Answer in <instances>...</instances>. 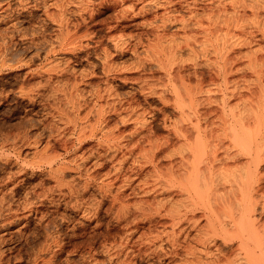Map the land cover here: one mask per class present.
Returning a JSON list of instances; mask_svg holds the SVG:
<instances>
[{"label":"rangeland","instance_id":"obj_1","mask_svg":"<svg viewBox=\"0 0 264 264\" xmlns=\"http://www.w3.org/2000/svg\"><path fill=\"white\" fill-rule=\"evenodd\" d=\"M65 1L66 0H27L26 2L20 5V3H18L17 0H0V7H1L0 16H2L0 19V30H1L0 34H4L6 37L5 40L6 43L4 45H2L3 43L0 40V47L2 45L1 48L2 50H5L6 48L7 57H5V59L7 58L8 60L12 58V61L14 60L13 62L8 61L9 63L6 61L7 62L6 66L7 65L10 66L8 67L4 66L3 68L0 69V146H1L0 149H2L0 150V179H4L11 172L12 174L17 172L18 165L22 163L24 164H22L21 166H23L22 168L25 170L24 171L25 173L23 172L19 176L17 175V178L15 176V180L13 181L14 184L10 183L6 187L0 186V190L2 191H6L7 189L14 187L13 194L11 195L9 194V199L11 201L13 200L12 208L13 210L15 209L13 215L14 218H12L11 216H9L8 218V220H10L11 222L13 221L12 224L8 226L6 229L0 230L1 234L3 232L5 233L7 232L6 233L7 235L2 234L4 235L5 241L4 243H2V245L0 244V253H2L3 256L2 257L3 264H31V263L43 264V262H47V264L48 262H50L51 264H88V263L89 264H185V263L188 264L189 260H191L189 261L190 264H217V255H218L217 245H220V242L217 239V224L219 221V212L217 213V208L219 207L218 206L219 199H217L219 198V196L217 197V166H215L211 172L208 170L205 171L207 187L208 189L210 188L209 192L207 191V194H204L200 199H199L200 196H195V195L194 197L192 195H190V197L188 196L187 200L181 199L185 201V203H183V207L186 204L189 205V208L188 207L187 208L190 211H188L189 213H187L188 215L187 220L181 222L180 223L181 225L180 224H177L176 226L173 225L174 227L172 226L173 227L172 229V227H170L171 225L170 215L168 214V212L166 213V211L163 210V208H160L159 206H155V204H153L155 203V199L154 198L152 199L151 195L150 197H145L139 193L137 195H135L136 193L134 194V192H137L138 190V187L136 185H138L139 181H137V179L133 180L132 181L133 186L132 185L130 186L124 181L127 180L126 178H128V176L133 179L135 173H139L141 174V176H143L146 173L143 171L140 172L138 170L139 167L136 165L135 168L133 167L131 162L134 159H131L130 162L129 160L130 158H128V162L130 163L127 162V164H125L124 168L125 167L126 168L121 171L123 175L121 174V172L116 171L118 169L117 168L118 161L116 160L119 159L120 157L119 155H121L120 153L119 154L117 153V156H115L116 158L114 157L113 159L110 158L108 159L111 161L105 159L104 160L99 159L95 163L93 161L87 162L85 165L86 167L84 166L85 169L81 168L84 169V172L83 170L80 169V171L83 172L80 175H78L79 173L78 170L75 169V166L70 165L71 169L73 168L75 169V171L73 169L72 170L70 169L69 171L68 169L67 171L69 172L66 171L67 173H65L66 176L65 179L66 181H70L71 179L74 185H76L75 188L78 191V193H76L78 197L77 199L75 194L72 196L67 194L65 192L66 188L59 187L60 189L59 190L58 187L54 186L56 184L54 183L53 178H51L49 175L50 168L48 165H46L43 158L42 160L44 163H42V160H40L41 155L38 154L42 153L43 146L45 142L48 140L47 134L49 135L48 133L49 131H47L46 128L50 124L54 125L55 122L50 115V109H49L51 103L53 102L52 101L53 99L51 100L52 97H50L52 95L51 88L53 89L55 87H62V85L65 86V84L68 85L69 87H71L70 85L72 84H76L78 89L80 87L79 93L81 95L83 94L81 97L83 96L85 97V98L83 97V100L87 101L86 106L90 103L88 108H92L94 106L93 104L94 99L92 94L96 90L102 91L106 88H110L113 91L114 94L111 93L112 94V96L110 97L111 99L105 97L106 98L105 100H107L106 102H108V104H105V100H104L101 102L102 105L99 102V105L96 104L94 106V109H98L100 106L104 105L103 109L105 110L106 113L105 114L106 119L104 125L106 127L105 129H107L110 126L108 129L111 128V130H113V132L119 135L120 137L122 135L121 137L122 142L123 140L125 141L127 139L129 140L127 134L129 135L131 131L132 132L134 131L133 117L135 119L136 117L135 115H138L140 112L141 114H143L142 117L145 119L147 123V126L145 125L146 130L151 128L152 130L151 129L149 130L152 131L155 135L158 134L157 137H164L166 134H168L167 128H165L164 124L168 125L170 122L174 120H178L179 118V111L176 108L177 102L175 100V96L172 91L173 87L177 88L180 86L179 88H177L179 90L181 86H182L181 90H183V86L186 87L192 92L191 93L192 96L193 97L195 96L198 100L196 101L195 105L198 104L197 108L198 110H200L199 112L201 113L198 112L199 113L198 114L192 112L191 115L190 112L192 108L189 109L190 111L188 110L189 107L185 108V110L186 109L187 110L186 111L184 110L185 111L184 119L188 121H194L193 118L198 117L200 118V122H202L201 118H203L205 120H203V122L201 123L202 127H206L209 129H215V130L216 128L218 129L219 120H217V113H219L218 111H220L219 110L220 108L217 107H219L220 105V99L223 92H229V93L231 92L234 94L232 97L229 98V100H227L228 106L230 107L238 106V108L241 109L255 108L257 106V101L259 99L261 100L264 99L263 97L264 96V91H263L264 39L259 36L260 35L259 33L255 34L256 31L253 27L257 26L254 25L257 24L256 20L260 22L264 21V15H262L261 13V15H259V17L256 20L252 19L251 17L247 19L246 18L240 19L238 21L239 25L233 19H231V21L233 20L232 23L229 22L231 23V25L229 24V26L231 27V28L229 27V29H231L229 33L233 36V39H236V37L240 39L244 38V34H242L241 31V26L246 25L245 29L247 31L248 30L253 32L255 31L254 37L256 38L253 37L251 39L256 40L258 38L259 40L258 39L256 41L253 40L254 41L253 43V41L250 39L252 43L249 41L248 46L244 47L245 45L243 46L239 45L240 47L237 46L236 48L235 46L233 48V50L236 48L233 51L236 60L238 57L240 58V59L238 58L239 60L237 61L239 64L237 62H235L237 64L234 63L235 65H237L236 66L237 68L239 67L240 71H238L239 70L238 69L237 70L238 73L236 72L237 74L236 73L231 74L233 76L230 75L231 77H229L228 80L225 82L222 79H217V62L215 63V61L213 60L214 58L212 54L208 55V57L200 55L199 52L205 50V48L202 47L203 46L201 42L202 39L201 41H199L200 38H197L198 41L194 43L193 41H189V43L190 42L193 43L194 52L198 56L194 54L195 57H193L194 55L191 56V54H189L193 58L192 59L188 55L187 51H183L180 53V55L177 57L178 59L173 64L171 63L169 67L167 66L166 68H161V70H159L158 65L154 62L155 60H153V58L151 57L150 50H148V48L146 47L148 46L149 43L154 42L153 40L156 34L166 35L164 40L167 41H164L165 44L166 45L171 44L174 46L175 44H179V43L183 45L184 44V43L182 44L183 38L190 37V33L183 34L182 32H179L177 30L178 23L176 22L174 24L173 22H171L172 23L171 25L170 23L167 22L168 26L166 24L167 27L165 26L166 30L164 31H161L162 28L160 27H158L159 29L157 28L158 29L157 30L155 26L157 24L158 26L161 25V24L159 25L160 18H158L157 16L161 17L164 14L163 13L164 7L153 8V10L151 9V11L149 12L147 11L146 13H142L141 16V14H137L136 12L137 11L136 8H138L141 4L140 2L134 3V5L136 4L135 5L136 8L133 5L134 9L133 8L131 9L133 14L130 15L131 10L129 9L130 7L129 4L132 5L133 1L126 0L123 3V8L126 9L129 6L127 8L128 12H125L124 14H118V12L116 13V11L119 10L120 7L122 8V5L109 6V4H112L110 2L111 0L110 1L91 0L94 8L92 12L90 11V16L89 14L86 13H84L81 16V18L83 17L86 21H84V19H81L79 17V11L78 12L76 11L78 15L76 14L75 5L68 4L69 6L67 5L68 11L66 15L67 16L66 18H68L67 21L70 24V25L68 24V28L74 29V27L77 25L76 27L78 29L77 35L79 34L78 36L80 37V39L78 41L79 43L76 42L72 46L66 45L63 48H60L58 46L60 43L59 42L60 40L58 38L59 26L57 23H55L46 16L47 13L48 14L55 13L57 4L60 2L65 3ZM191 1L193 0H189V2ZM194 1H195L194 4L191 2V4L194 7V8L192 7L191 10L198 9V7L199 8L201 7L200 9L202 11H207L205 10V8H207L208 5H210V3L208 4L209 1L207 0H194ZM8 2L10 3V8L9 7L5 8ZM170 2L171 3L168 7L169 10L171 6H172L171 10L175 6V10L178 12L177 14V12L173 9L172 11L174 12L171 11L172 14L171 16H174L173 13H176L174 17H176L177 15V19H179L178 17L180 16H182L180 18L184 17L185 19H187L185 16L190 15L188 12L190 11L189 7H191L192 5L187 0L185 1L181 0V2L180 0H170ZM184 2L186 3L188 2L187 4H189V7ZM180 3L183 5V7ZM185 4L187 5L186 7H188L189 9L185 7ZM194 5L196 6V8ZM1 9L4 10L1 11ZM186 9L189 11L187 12ZM200 9H198V12H202ZM133 10H135L137 15ZM207 12H202L201 14H199V16L202 17L201 15L204 13H206L205 15H207ZM126 13H128L132 17L128 16V14ZM117 15L119 17L120 15L121 16L125 15L126 17L123 18L122 16V18L121 17L119 18L116 17ZM206 18L204 19L205 22H206ZM200 19L203 20V18ZM157 20H159V22ZM230 34L228 36H230ZM109 35L110 36L114 35L115 37L117 35L118 36L120 35V37L123 39V44H122L123 46L120 47L121 46L120 45L118 48H114V45L112 44L113 42L109 40L110 38ZM256 35H258L260 38ZM228 36L227 38H229ZM124 39L127 41H124ZM200 42L202 45H200ZM133 48H135L134 51ZM106 55L108 57L107 62L109 63L111 61L109 65L110 66L112 65L111 70L112 71L114 70L113 72L111 70L107 72L105 70L106 73L103 72L104 69L101 65H103L102 63L103 61H105L103 59H105ZM146 56L148 60L147 58H145ZM51 64L55 66L56 70L55 72L54 71L52 72L54 75L52 74L53 79L50 82V81H46L48 75L45 70L49 66H51ZM70 69L72 70V72ZM115 69L116 70L118 69L119 72H117L118 70L115 71ZM175 73L180 74V76L179 75L176 76ZM176 77L181 79V83L179 82L180 80L179 79L177 80ZM182 82L185 83L186 86ZM198 83L200 84L198 85ZM40 84L42 85V87ZM149 84L150 85L152 84L153 87H150ZM147 85L148 87H146ZM28 87L30 88V90H32L31 92L28 91L29 90ZM155 92L158 95V98ZM150 94L152 95L150 96ZM161 96H164L166 99ZM182 96L185 97L184 94H182ZM126 103L127 104L131 103L132 106L135 103V105L133 106L134 111L136 109V111L134 112L135 114L131 111V115L130 113L129 115L127 114L129 117H126L127 109L125 110L126 113L123 111L127 105ZM187 103L188 102L186 101V104ZM136 104H139L140 106ZM116 108L117 109L119 108L118 111ZM192 111H194V109H192ZM136 112L139 113L136 114ZM47 114H49L50 117ZM176 116L178 117L176 118ZM191 116H193L192 119ZM122 118H124V120L125 119L127 120L126 123H123L124 125L121 124L120 122ZM148 124L151 125V127ZM25 133H27L28 135L27 137L30 138L31 140L29 139V142H27L28 141L27 138L25 139L26 142H24L25 140L22 141V143L19 142L22 145L18 144V142L15 141V144L17 143L15 147L13 146L12 148H10L12 146L10 144L12 143L11 142L12 140L9 138L11 137L13 138L14 136L17 137V135L21 136L24 135ZM7 138L10 140V142L8 143L6 141ZM15 138H13V140ZM34 139L39 143L36 144L35 143L36 141ZM96 139L97 138L93 137L87 139L81 145L76 144L75 147H77L76 148L77 154L78 153L80 154L82 152L85 153L101 152L102 154L103 150L100 147L98 148L97 146L98 139L97 140ZM16 146H18V148H16ZM59 146H60L59 144L55 143L56 148L54 147V149L52 148L51 150L54 151V154L63 155L64 152L61 149V146L60 147ZM14 148L17 151L13 150ZM70 156L71 155L68 156L66 155V159H68L67 157L70 158ZM4 158L5 160L8 158L6 162ZM36 162H39L41 164H37ZM99 162L101 163V165H99L100 164ZM163 163L165 164L166 161H163ZM96 164H98L99 166ZM129 164L132 165V167H130ZM114 168H116V170ZM128 168H130V170ZM147 169L149 170V168L145 166L144 170ZM85 170H87L88 172L85 173L86 172ZM124 171L125 174L123 173ZM108 172L110 174H112V172H114L113 174H115V172L116 173L118 172V174L115 175L112 174L110 179V174L109 175L107 174ZM88 173H91L92 175L89 176L90 174ZM86 174L91 178L87 177ZM106 174L108 175V178L110 180H113V177L116 175L118 177L116 176L117 178L116 177L115 178L118 179L119 174L121 175L118 180H115L113 188H115L114 186L118 187V185L119 186L123 185L122 193L124 192L123 194L126 197V198L123 197L125 200V205L123 204L124 205L123 210H122V206H120L121 207L120 208L117 202L113 204L111 199L112 198L111 193L109 192L105 193V191L99 188V185L101 187V182H102L100 181V178L102 177L101 180L105 179L103 178V175L104 177H106L107 176ZM121 177L124 179H122ZM72 179H74L75 181ZM109 179H107L106 177L105 181L103 180V182H106V180L108 181ZM12 184L13 185L16 184L15 185L16 187L13 186ZM83 184L84 185L86 184L85 185L86 187H84ZM77 185H79L80 187ZM64 189L65 191L61 192V190ZM26 193H28L27 198L30 201V202L28 201V204L31 205L32 202V205L27 206V208L29 207L28 209L26 208L22 210L20 204L22 203L21 200L25 199ZM107 194L110 196H108ZM125 194L126 195L128 194L127 195L128 197ZM70 196L72 198L74 196L75 197L72 199ZM153 197H156V194ZM162 197L164 196L162 195L161 198ZM142 198L144 199L146 198V200L149 202L150 200H154L153 202L151 201L152 205L150 208H147L145 205H142L143 203L141 202L145 201ZM158 199H160L159 195H157L156 201H158ZM178 199L180 200V198ZM134 201L136 203L141 201L140 202L141 204L139 203L138 205L142 206V208H139L140 206H137L136 203L133 204ZM192 202L193 203L195 202L194 204L196 205L192 206L194 205ZM122 203H124V201ZM130 204L131 205L133 204V207L130 206ZM117 205L120 210L118 209ZM135 206L138 207L137 211H136L137 207ZM143 206L145 207L143 208ZM131 207L134 208L135 211H133L134 209H132ZM183 207L180 206L178 208L179 209L181 208L183 211L184 209ZM155 209H157V211L161 209V211L157 212L155 211ZM117 211L118 212L120 211L119 212V214H121L120 217L117 216L119 215ZM133 212L135 213L133 214ZM125 213L131 218H129ZM19 218L20 221H18ZM130 220L131 221L133 220V222L135 220L134 224ZM262 220L264 221V218ZM207 221L211 223L210 226L215 230V232L213 231V229L211 230L210 226L206 225ZM163 223L166 225H164ZM168 224L170 225L168 226ZM155 232L157 233L155 234ZM169 233L171 234L169 235ZM1 234L0 236H2ZM175 234L178 235L176 236ZM154 235L157 236L155 237ZM151 236H153V238ZM168 236H172V237L170 238ZM51 238L53 241L51 240ZM175 238H177L176 241ZM204 239H206L207 241L206 249H205L206 251L201 247ZM118 241L120 243H118ZM46 243H48L49 246L48 244L46 245ZM119 244L120 247H118ZM40 247L43 248V251L42 249H40ZM194 249H197L198 251L197 250L194 251ZM200 249H202L203 252H201ZM204 252L205 254H203ZM37 256L38 258L37 260H35ZM193 258L195 259L197 258V259L195 260Z\"/></svg>","mask_w":264,"mask_h":264},{"label":"bare ground","instance_id":"obj_2","mask_svg":"<svg viewBox=\"0 0 264 264\" xmlns=\"http://www.w3.org/2000/svg\"><path fill=\"white\" fill-rule=\"evenodd\" d=\"M17 1L21 5L22 3L26 2L27 0H17ZM109 1H108V3H109ZM125 1L126 0H111L110 2L112 4H109V6H111V5L121 6L122 5V8L120 7V9L116 11V13L118 12V14H124L125 12H128L127 8L129 6H130L129 9L131 10L133 8V5H134L135 2L136 3L140 2L141 3L140 6L137 4L139 6L138 8L135 7L136 4L134 5V7L137 9V11H136L137 14H141V16H142V13H146L147 11L149 12V11H151V9L153 10V8H161V7L163 8L164 7L163 8L164 9L163 10L164 14L162 13L163 15L161 17L157 16L158 18H160V22H159V20H157V21L159 22V25L160 24L161 25L160 26H158V24L156 26L154 25L156 27V29L158 27H160V28H162L161 31H164V30H166L165 28L168 26L167 22L170 23V25L172 24L171 22H173V24L176 22V23H178L177 30L179 32H182L183 34L190 33V37H184L183 38V42H182V44L184 43L183 45H181V43H179V44H175L174 46L171 45V44L170 45H166L165 44L164 41H167V40H164L166 35L156 34V36H155V38L153 40L154 42L153 43H149L148 46H146V47L148 48V50H150L151 57L153 58V60H155L154 62L158 65L159 70H161V68H166L167 66L169 67V65L171 63L173 64L178 59L177 57L180 55V53L183 52V51H187L188 55L191 54V56H193L195 54L193 43L198 41L197 38H200L199 41H201V39H202V41H201L202 44H203L202 47L205 48L204 51L199 52L200 55L208 57V55L212 54V56L214 58L213 60L215 61V63L217 62V79H222V80H224L226 82L229 77L233 76L231 74H234L236 72L238 73V71H240L239 67L237 68L236 67L237 65H235V64L238 63L237 61L240 58L238 57L239 59L237 58V60H236V57L234 56V52H233L237 48V46H239V45L240 46L245 45L244 47L248 46L249 41L251 42V40H252L251 38L254 37V32L255 31H256L255 34L259 33L260 34L259 36L264 39V21L260 22V21L256 20L259 17V15H261V13H262V15H264V0H207V1H209L208 4L210 3V5H208L207 8H205V7L204 8L208 12L207 11H202L200 9L201 7L200 8L198 7V9H200L202 12H207V15H205L206 13H204V14L201 15L202 17L199 16V14H201L202 12H198V9H192L191 10V8L193 7L191 2L194 4L195 1L193 0V1L189 2V0H187L192 5L191 7H189V4H187L188 2L187 3L184 2L190 8V11L186 9L187 12L189 11L188 13L190 14V15H188V13H187L189 18H188V16H185L187 19H185L184 17L180 18L182 16L178 17L179 19H177V15H176V17H174L176 13H173L174 16H171L172 15L171 11L173 9L175 10V6L173 7L172 10H171L172 6H171L170 10H169L168 7H169L170 3L172 2V1L170 2V0H168V1H166V0H160V1H157V0H155V1H153V0H146V1L145 0H130V1H133L132 5L129 4V6L127 5L128 7L126 9H124L123 8V3ZM100 2H102V1H100ZM180 2H181V0H180ZM68 4L75 5V7H76L75 12L79 11V17L80 18H81V16L84 13L89 14V16H90V11L92 12L93 8H94L91 0H66L65 3L64 2H60V3L57 4V8H56L55 13H52V14H48L47 13L46 17H48L49 19H51L52 21L57 23L58 26H59L58 38L60 40L59 41L60 43H59L58 46L60 48H63L66 45L67 46L68 45L72 46L73 44L78 42L79 39H80V37L78 36L79 34L77 35V31H78V29L76 28L77 25L74 27V29H72V28L69 29L68 28V24H69L68 21H67L68 18H66L67 17L66 16L67 15V11H68L67 10V5ZM186 4H185V7L187 6ZM201 4H203V3H201ZM94 5H96V4H94ZM205 5H206V3H205ZM46 6H48V5H46ZM3 7H5V6H3ZM7 7L10 8V3L9 2L6 4L5 8H7ZM182 7H183V5H182ZM188 7H186V8H188ZM195 8H196V6H195ZM3 10L4 9H1V11H3ZM45 10H46V8H45ZM135 10H133V11L135 12ZM46 12H48V11H46ZM77 12H76V14L78 15ZM136 12H135V14H136ZM172 12H174V11H172ZM126 14H128V13H126ZM132 14H133V12L131 10V14L130 15H132ZM135 14H134V16H135ZM177 14H178V12H177ZM68 15H69V12H68ZM130 15L128 14V16H130ZM122 16L120 15L121 18H122ZM203 16H206L207 18L203 17ZM1 17L2 16H0V19H1ZM116 17H119V16L117 15ZM124 17H126V16L124 15L123 18ZM130 17H132V16H130ZM250 17L252 19L256 20L257 24H254V25H257V26L253 27L255 29V31L254 32L253 31H249V30L247 31L245 29L246 25H242L241 26V31H242V34H244V38L240 39V38L236 37V39H233V36L229 33L230 30H231V29H229V27H230L229 24L231 25L232 21L234 20L239 25L238 21L240 19H243V18L247 19V18H250ZM200 18H203V20L206 18V22L204 20V22H205L204 23L203 20L200 19ZM81 19H84V18L82 17ZM231 19H233V20L231 21ZM84 21H86V20L84 19ZM229 22H231V23H229ZM166 24H167V26H166ZM11 25H12V23H11ZM73 25H74V23H73ZM229 34H230V36H228ZM12 35H14V34H12ZM114 35L113 36L109 35L110 38L108 37L109 40L113 42L112 44L114 45V48H118L120 45H121L120 47H122L123 46L122 45L123 44V39L120 37V35L119 36L117 35L116 37ZM227 36L229 38H227ZM256 36H258V35H256ZM254 38H256V37H254ZM7 39H9V38H7ZM0 40L3 43L2 45H4L6 43L5 42L6 37H5L4 34H0ZM253 40L256 41L255 39H253ZM124 41H127V40L124 39ZM189 41H193V43L192 42L189 43ZM254 41H253V43H254ZM260 41H262V40H260ZM201 42H200V45H202ZM13 43H14V40H13ZM163 44H165V45H163ZM2 45L0 47V69L3 68L4 66H6V63L8 61H10V62L14 61V60L12 61V58L8 59V60H7V58L5 59V57H7L6 56L7 55V51H6V48H5V50L1 49ZM182 46H184V47H182ZM235 46H236V48L233 50V48ZM86 47H88V46H86ZM51 48H52V46H51ZM208 48H210V49H208ZM134 49L135 48H133V51H134ZM71 50H73V49H71ZM195 55H197V54H195ZM195 55L193 57H195ZM235 55H236V53H235ZM145 58H147V56ZM107 59H108V57L106 55L105 59H103L105 61L102 60L103 61V63H102L103 65H101V66L104 69L103 72H105V70H106V72L111 70V67H112V65L111 66L109 65L111 61L108 63ZM147 60H148V58H147ZM214 61H212V62H214ZM181 62H182V60H181ZM235 62H237V63H235ZM194 64H195V61H194ZM8 66H10V65H7L6 67H8ZM52 66L53 65L51 64V66H49L45 70L47 72V75H48L46 81H50L51 82V80L53 79L52 78V74H53L52 72L53 71L55 72L56 69H55V66H53V67ZM11 67H13V66H11ZM117 70L115 69V71H117ZM71 72H72V70H71ZM117 72H119V70ZM60 75H61V73H60ZM175 75L176 76L177 75L180 76V74H176V73H175ZM76 77H75V79H76ZM178 79L179 78H177V80ZM179 80H180L179 82L181 83V79H179ZM199 81H201V80H199ZM183 84L186 86L185 83H183ZM199 84L200 83H198V85ZM151 85H150V87H153V85L152 86ZM67 86L68 85L65 84V86L62 85V87H55L53 89L51 88L52 95L50 97H52L51 100L53 99L52 100L53 102L52 103L50 102L51 106H50L49 109H50V115H51L52 119H54L55 122H54V125L53 124L51 125L50 122H49L50 125L48 127L46 126L47 127L46 128L47 131H49L48 132L49 135L47 134L48 140L45 142V144L43 146L42 153L38 154V155H41V158L37 155L40 158V160H42V158H43V160L46 163V165L49 166V168H50L49 175H50L51 178H53L54 183L56 184L54 186L58 187V189H59V187L66 188V191L64 189V190H61V192L65 191L67 194H69L71 196L74 195V194L76 195V193H78L77 189L75 188L76 185H74V183H73V181H71V179H70V181H66V179H65V177H66L65 173L70 171L71 166H75V169L78 170V173H79L78 175H80L81 173L84 172V169H85L84 166L86 165L87 162L93 161L95 163L99 159H103V160L104 159L108 160L109 158L113 159L115 156H117V153L118 154L120 153L121 154V155H119L120 157L118 156L119 159H117V160L115 159L116 161H118V166L115 165V166H117L118 169L117 170H116V168H114V169L116 171L121 172L123 169L126 168V167L124 168V166H125V164H127L128 158H130L129 159L130 162H131V159H134L131 162L133 167L135 168V165H136V166L139 167V168L138 167L137 168H138V170L140 172L143 171V172H146V173L143 176H141V174H139V173H135L133 179L128 176V178H126L127 180H124V181L127 184H129L130 186L131 185L133 186L132 181L137 179V181H139L138 185H136L138 187V190H137V192H134V194L136 193L135 195H137L139 193V194H141V195H143L145 197H150V195H151V198L155 199V203H153V204H155V206H159L160 208H163V210H165L166 213L168 212V214L170 215V220L171 221L170 220L169 221H170L171 225L168 224V226L170 225V227H172L173 225L176 226L177 224H180L181 222L187 220V216H188L187 213H189L188 211H190V210L188 209L189 205H187V204L184 205V207H183V203H185V201H183L184 199L187 200L188 199L187 197L188 196L190 197V195H192L193 197H194V195L195 196H200L199 197V199H200V198H202V196L204 194H207V191L209 192L210 188L208 189V187H207L205 171L208 170V171L211 172L213 170V168L215 166H217V197L219 196V198H217V199H219V204H218V206H219L218 208L219 209L217 208V213L219 212V221H218V224H217V239L220 242V245H217V251H218V253H217L218 254L217 255V264H264V221L262 220L264 218V99H262V100L259 99L260 101L256 100L257 101V106L255 108H247V109L242 108L241 109V108H238V106H236V107L228 106L227 105L228 104L227 100H229V98L232 97L234 94L231 93V92L230 93L229 92H223V94L221 96V99H220V105H219V107H217V108H220L219 109L220 111H218L219 113H217V120H219V125H218V129L216 128V130H215V129H209V128H206V127H202L201 123L203 122V120H205L203 118H201L202 122H200V118H198V117H195L196 120H195V118H193L194 121H188V120L184 119L185 111L187 110V109L185 110V108L189 107L188 110L190 108L194 109V111H192V109H191V112H190L191 115H192V112L198 113L200 111L197 108L198 104L195 105L196 101H198V100H197V98L195 96L194 97L192 96V94H191L192 92L189 89H187L186 87L183 86V90L184 91L181 90L182 86L180 88L181 91L179 89H177L180 86L177 87V88L173 87L172 91L174 93L175 100L177 102L176 103L177 104L176 108L179 111V118H178V120H174V121L170 122L168 125L164 124L165 128H167V131H168V134H166L167 136L165 135L164 137H157L158 134L155 135L152 131L149 130L151 128H149V129L147 128L148 130H146L147 123H146L145 119L142 117L143 114H141V112L140 113L138 112L140 114L139 115L136 112V114H138V115H135L136 116L135 119H134L133 116H131V117H133L134 131L133 132L131 131V133L129 135L127 134V137L129 138V140L128 139L126 141L123 140V142H122L121 141L122 135L120 137L119 135L115 134L113 132V130H111V128L108 129L110 126L107 129H105L106 127L104 125H105V119H106L105 118V114L106 113H105V110L103 109L104 105L100 106L98 109H94V106L96 104L99 105V102L101 104V102L104 101L107 97L110 98L112 96V94H114L113 91L110 88H106V89H104L102 91L101 90H96L94 93L92 92L93 94L90 93V94H92L93 99H94V102H93L94 106L92 108H88L90 103L86 106V102L87 101H84L83 100L84 96L81 97L83 94L81 95L79 93L80 87L78 89L76 84L70 85L71 87H69V86L67 87ZM41 87H42V85H41ZM110 87H111V85H110ZM146 87H148V85ZM31 88H33V87H31ZM260 88H262V87H260ZM112 89H114V88H112ZM151 89H153V88H151ZM28 91L31 92L32 90H30V88H29ZM82 91H83V88H82ZM263 91H264V89H263ZM141 92H143V91H141ZM152 92H154V91H152ZM182 92H184V93H182ZM181 93L184 94L185 97L186 96L187 97L185 98L184 96H182ZM155 94H156V92H155ZM151 95L152 94H150V96ZM5 96H3V97H5ZM145 96H146V94H145ZM27 97H28V95H27ZM130 97H132V96H130ZM161 97H164V96H161ZM117 98H118V96H117ZM157 98H158V95H157ZM42 99H44V98H42ZM185 100L188 102L187 104H186ZM199 100H201V99H199ZM106 101L107 100H105V104H108V102H106ZM210 101H212V100H210ZM262 101H263V103H262ZM117 102H118V100H117ZM129 102H130V100H129ZM131 103H128V104L126 103L127 104L126 107L125 106H124L125 108L123 107L124 108V110H123L124 112L127 109V113L125 112L126 115L127 114L129 115V113L131 115V111L133 113L136 111V109L134 111V108H133L135 103H134L133 106H132ZM200 104H201V102H200ZM207 104H208V101H207ZM136 105L140 106L139 104H136ZM202 107H201V109H202ZM113 108H115V107H113ZM135 108H136V106H135ZM116 109H114V110H116ZM118 109H117V111H118ZM159 111H161V110H159ZM119 113H120V111H119ZM199 113H201V112H199ZM47 115H49V114H47ZM50 115H49V117H50ZM128 115L126 117H129ZM90 117L93 120H91ZM177 117L178 116H176V118ZM192 117L193 116H191V119H192ZM126 121H127L126 119L124 120V118H122L120 122H121V124H123V123H126ZM31 123H33V122H31ZM128 123H129V121H128ZM121 124H119V125H121ZM132 126H131V128H132ZM149 126L151 127V125H149ZM27 136H28L27 133H25L24 135H21V136L17 135V137L16 136L13 137V138L16 137L14 140L10 136L11 138H9V139L12 140L11 141L12 143H10L12 146L11 147L9 146V147L10 148H12L13 146L15 147V145L17 144V143L15 144V141H17L18 144H21L22 141H24L25 139L28 138ZM93 137L98 139V140L96 139L97 140V146H98V148L100 147L103 150V153L101 154V152L100 153L99 152L98 153H94V152H86L85 153V152H82L80 154L78 153L79 154L78 155L77 154V150H76L77 147H75L76 144L81 145L87 139L93 138ZM123 138H125V137H123ZM9 139L8 138L6 139L7 143L10 142ZM29 139L30 138L27 139L28 140L27 142H29ZM19 142H21V143H19ZM24 142H26V140ZM35 143L37 144L39 142L36 141ZM55 143H57V144H59L61 146V149L64 152L63 155L54 154V151L51 150L52 148L54 149ZM143 144H145V145H143ZM18 146H16V148H18ZM0 148H1V146H0ZM20 148H21V146H20ZM0 150H2V149H0ZM13 150H16V149L14 148ZM39 152H37V153H39ZM16 153H18V152H16ZM19 153H20V151H19ZM66 155L67 156L71 155V156H70V158L67 157L68 159H66ZM4 160H5V158H4ZM6 160H5V162H6ZM24 160H25V158H24ZM43 160H42V163H44ZM162 160L166 161V163L164 164ZM108 161H111V160H108ZM39 162H41V161H39ZM39 162H36V163L37 164H41ZM130 162H128V163H130ZM16 163H17V161H16ZM27 163H28V161H27ZM31 163H33V162H31ZM22 164H24V163H22ZM22 164L18 165L17 172H15L13 174L11 172L10 174H8V176L5 175L6 177L4 179H0V186L1 187H4V186L6 187L8 184L13 183V181L15 180V176L17 178V175L19 176L21 173H23L25 171L22 168L23 166H21ZM96 165H98V164H96ZM99 165H101V163ZM132 165L129 164L130 167H132ZM16 166H17V164H16ZM94 166H95V164H94ZM145 166L148 167L149 170L148 169L144 170ZM202 167H205V168H202ZM81 168H84V169H81ZM68 169H69V171H67ZM75 169H73V170L75 171ZM80 169L83 170V172H81ZM128 169L130 170V168H128ZM85 171H86L85 173L88 172L87 170H85ZM126 171H127V169H126ZM215 171H213V172H215ZM113 173L114 172H112V174ZM123 173L125 174V171ZM88 174H90L89 176L92 175L91 173H88ZM107 174L109 175L110 173L108 172ZM112 174H110V179H111V175ZM115 174H118V172L117 173L115 172ZM115 174H113V175H115ZM121 174H122V172H121ZM68 175H69V173H68ZM108 175L106 176L107 179H109ZM86 176L89 177L87 174H86ZM93 176H95V175H93ZM116 176H114V177L112 176L113 180L109 179L108 181L106 180V182H103V180L105 181V179H106V177H104V175H103V178H105V179L101 180L102 177L100 178V181H102L103 183L101 182V187L99 185V188H101V190L105 191V193L106 192L111 193L112 194L111 195L112 196L111 199H112L113 204L117 202L119 204V207L122 206V210H123V206L125 205V200L123 198V197H125L124 194H123L124 192L122 193L123 185H121V186L118 185V187L114 186L115 188H113L115 180H118L121 175L119 174V178L118 179H116L118 177V176L117 177ZM126 177H127V175H126ZM89 178H91V177H89ZM67 179H69V178H67ZM92 179H93V177H92ZM122 179H124V178H122ZM72 180H74V179H72ZM137 181H136V183H137ZM130 183H132V184H130ZM15 185H13V186H15ZM85 185H84V187H86ZM77 186H79V185H77ZM99 188H98V190H99ZM83 190H84V188H83ZM13 192H14V187H12L10 189H7L6 191L0 190V230L1 229L2 230L6 229L13 222V221L11 222L10 220H8L9 216L14 218L13 215H14L15 209L13 210V208H12V201L13 200L11 201L9 199V194L11 195V194H13ZM58 193H59V191H58ZM155 194H156V197H157V195L160 196V199H158V201H156V197H153ZM25 195H26L25 199L21 200L22 203L20 204V207H21L22 210L26 209L27 206H31L32 205V202H31V205L28 204V201H29V199L27 198L28 197V193H26ZM162 195L164 197L161 198ZM108 196H110V195H108ZM41 197H43V196H41ZM76 198L78 199L77 195H76ZM103 198H105V197H103ZM178 198H180V200ZM142 199H144V198H142ZM142 199H141V201H142ZM181 199H183V200H181ZM126 200H128V199H126ZM144 200L145 201H142V202L139 201L137 203L134 201L133 204L136 203L137 206H140L138 204L141 202V203H143L142 205H145L147 208H150L151 205H152L151 203L154 201V200H150V202H149V201L146 200V198ZM68 201H69V199H68ZM123 201H124V203H122ZM127 203H129V202H127ZM67 204H68V202H67ZM133 204L132 205L130 204V206L133 207ZM76 205H78V204H76ZM79 205H80V202H79ZM195 205L196 204H194L192 206H195ZM137 206H135V207H137ZM145 206H143V208ZM180 206H182L184 208L183 211H182L181 208L180 209L178 208ZM117 207H118V205H117ZM119 207H118V209H119ZM131 208H130V210H131ZM139 208H142V206H140ZM132 209H134V208H132ZM137 209H138V207L136 208V211H137ZM133 211H135V209ZM155 211H157V209H155ZM158 211H161V209L158 210ZM27 212H28V210H27ZM119 212L117 211L118 214H119ZM134 213L135 212H133V214ZM128 214H129V212H128ZM120 215L121 214H119L117 216L120 217ZM128 217H127V219H128ZM129 218H131V217H129ZM18 221H20V218H19ZM131 222H133V220ZM134 222H135V220H134ZM134 222H133V224H134ZM206 223H207L206 225H208V226H210V224H211L209 221H207ZM14 224H15V222H14ZM164 225H166V224H164ZM173 227H172V229H173ZM212 229L213 228L211 227V230ZM17 231H19V230H17ZM213 231L215 232L214 229H213ZM157 232H155V234ZM6 233L3 232L2 234H6ZM12 233H13V231H12ZM170 234L171 233H169V235ZM172 234H173V232H172ZM186 234H188V233H186ZM17 235H18V233H17ZM175 235L177 236L178 234H175ZM151 237L153 238V236H151ZM168 237L171 238L172 236H168ZM152 238H151V240H152ZM51 240H52V238H51ZM176 240H177V238H175V241ZM4 241H5L4 235L0 236V244L1 245H2V243H4ZM206 242H207L206 239H204L203 242H202L203 244L201 245V247L204 250L206 249ZM118 243H120V242L118 241ZM47 244L48 243H46V245ZM48 246H49V244H48ZM118 247H120V244H119ZM40 249H42V251H43L42 247H40ZM196 250L197 249H194V251H196ZM200 250H201V252H203L202 249H200ZM1 252H2V250H1ZM48 252H49V250H48ZM200 254H202V253H200ZM200 254H198V255H200ZM203 254H205V252ZM206 254H208V253H206ZM2 257H3L2 253H0V264H3ZM37 258H38V256L36 257V259L35 258L34 259L37 260ZM50 258H52V257H50ZM193 259H195V258H193ZM49 261H51V260H49ZM189 261H191V260H189ZM189 261H188V264H190ZM198 261H200V260H198ZM49 263L50 262H48V264ZM43 264H47V262H43Z\"/></svg>","mask_w":264,"mask_h":264}]
</instances>
